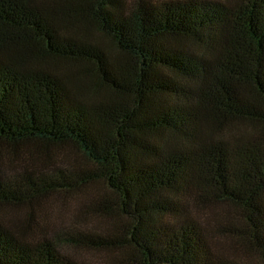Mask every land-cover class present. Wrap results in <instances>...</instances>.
<instances>
[{
    "label": "trees",
    "instance_id": "trees-1",
    "mask_svg": "<svg viewBox=\"0 0 264 264\" xmlns=\"http://www.w3.org/2000/svg\"><path fill=\"white\" fill-rule=\"evenodd\" d=\"M70 247L264 264V0H0V264Z\"/></svg>",
    "mask_w": 264,
    "mask_h": 264
},
{
    "label": "rangeland",
    "instance_id": "rangeland-1",
    "mask_svg": "<svg viewBox=\"0 0 264 264\" xmlns=\"http://www.w3.org/2000/svg\"><path fill=\"white\" fill-rule=\"evenodd\" d=\"M161 1H165V0H161ZM91 202L94 203L95 201L91 200ZM58 206H60L59 202H53L44 208L47 212V216L43 217L39 221V224L42 227L48 228V229H56L59 231H62L66 227L67 228L80 227V228H85V229H90V228L94 229L95 227H98V228H100V230H102L100 232H109L106 228H103L104 222H103V220H101V218H97L94 220L89 219V221L84 222V221H81L79 219V217L74 216L73 212H71L69 210L59 209ZM201 219L204 220V218H201ZM213 220L212 221L210 220V221H211V223H213L215 225L218 223L223 224L222 221H220L216 218H213ZM36 233L39 234L38 231ZM30 234H31V236H32V234L35 235V233H29V235ZM236 248H237V250H239V248L242 249V247H240V246H235V249ZM62 251L64 253L69 254L70 256H74L75 259H77L78 261H84V262H87L90 264H112L110 261V257L108 255L107 256H103V255L101 256V254L97 253V252L84 250V249H76L73 247L63 248ZM234 252H236V251H234Z\"/></svg>",
    "mask_w": 264,
    "mask_h": 264
}]
</instances>
